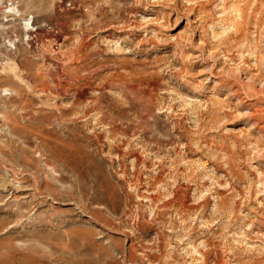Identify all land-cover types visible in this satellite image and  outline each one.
I'll list each match as a JSON object with an SVG mask.
<instances>
[{"label":"rangeland","instance_id":"374dc122","mask_svg":"<svg viewBox=\"0 0 264 264\" xmlns=\"http://www.w3.org/2000/svg\"><path fill=\"white\" fill-rule=\"evenodd\" d=\"M0 57V264H264V0H0Z\"/></svg>","mask_w":264,"mask_h":264},{"label":"bare ground","instance_id":"6f19581e","mask_svg":"<svg viewBox=\"0 0 264 264\" xmlns=\"http://www.w3.org/2000/svg\"><path fill=\"white\" fill-rule=\"evenodd\" d=\"M11 10H13V9H11ZM26 20V22L24 23V37H26V38H28L27 40V42H28V44H30V40L32 39V38H30L31 37V35H32V31H30L29 30V28H30V22H29V20H27V19H25ZM22 28H23V26H22ZM30 53H32L30 50H28L27 48L26 49H24V50H22V55L25 57V58H27L28 57V55H30ZM1 58V57H0ZM29 58V57H28ZM10 59V58H9ZM3 60V59H2ZM10 63V62H9ZM6 64V63H5ZM9 66H10V64H9ZM12 66V65H11ZM10 66V67H11ZM16 66V65H15ZM32 67H33V62L31 61V60H28V59H26V61L24 62V65H23V68L24 69H26V70H29V71H32ZM1 69V68H0ZM4 69V68H3ZM12 70V69H11ZM41 70V69H40ZM7 72V71H6ZM36 72V71H35ZM17 75V74H16ZM22 75V74H21ZM7 76V75H6ZM29 76V75H28ZM30 76H32V78H34L35 79V77H36V75H34V74H30ZM56 76V75H55ZM11 77V76H10ZM10 77H6V82L4 83V84H2L1 85V87H2V91H12V92H16V94H17V96L19 95V93H21V91H22V88L20 87V84L19 85H17L18 83H16V82H14L13 81V79L12 78H10ZM19 78L22 80V81H24V78L22 77H20L19 76ZM59 78V77H58ZM19 80V79H18ZM1 82V81H0ZM61 83V82H60ZM48 84V83H47ZM46 85V84H45ZM56 85V84H55ZM58 87H59V85H57ZM62 86V85H61ZM44 87V86H43ZM46 87V86H45ZM50 87V86H49ZM65 88V86H62V88ZM71 87V86H70ZM44 89V88H43ZM46 90V89H45ZM60 91H61V89H59ZM12 94V96H13V94L14 93H11ZM10 95V94H9ZM15 95V94H14ZM6 100V99H5ZM4 102V101H3ZM16 132V131H15Z\"/></svg>","mask_w":264,"mask_h":264}]
</instances>
